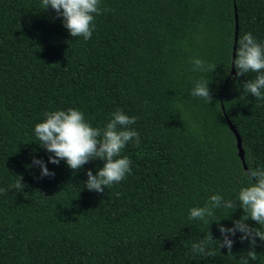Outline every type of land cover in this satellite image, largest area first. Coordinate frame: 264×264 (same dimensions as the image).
Here are the masks:
<instances>
[{
    "label": "trees",
    "instance_id": "16d2710c",
    "mask_svg": "<svg viewBox=\"0 0 264 264\" xmlns=\"http://www.w3.org/2000/svg\"><path fill=\"white\" fill-rule=\"evenodd\" d=\"M41 2L0 0V189H9L0 192V264H237L250 248L239 232L232 256L194 255L191 245L209 230L221 239L215 222L231 228L243 211L218 209L205 224L189 210L247 186L228 120L247 168L264 167V100L243 91L255 74L232 75L241 35L264 43V0H101L114 11L96 18L88 41ZM193 58L215 71H192ZM200 79L212 104L190 94ZM68 108L99 128L117 108L138 117L140 147L123 153L131 174L103 193L85 187L103 161L78 172L53 165L35 137L46 112ZM34 158L54 177L29 167ZM18 176L24 191L10 189ZM255 250L249 264H264L259 239Z\"/></svg>",
    "mask_w": 264,
    "mask_h": 264
},
{
    "label": "clouds",
    "instance_id": "9594fccd",
    "mask_svg": "<svg viewBox=\"0 0 264 264\" xmlns=\"http://www.w3.org/2000/svg\"><path fill=\"white\" fill-rule=\"evenodd\" d=\"M41 7L45 11L54 10L57 18L63 19V26L70 36L81 37L84 41L91 39L96 18L104 12L114 11L102 8L101 0H42ZM191 63L194 72L216 69L200 58H193ZM233 64L238 77L255 74L254 78L243 84L245 95L250 94L257 100H264V43L258 42L251 33L241 35ZM190 94L208 104L213 103L209 83L204 79L194 83ZM176 106L183 110L181 99H177ZM137 120L138 117L126 115L122 109L117 108L103 128L93 127L85 119L84 112L68 108L46 112L43 122L35 125L34 133L39 145L50 153L48 163L58 166L61 161H65L68 168L78 172L92 161H103V167L98 168L95 175L91 170L87 171L88 179L85 184L88 191L103 193L105 188L121 183L131 174L132 160L123 153L130 142H134L135 147H140V133L132 127ZM34 166L41 169V178L55 175L43 160L34 158L29 167ZM243 175L247 178V186L240 188L235 199H225L217 193L211 195L203 206L189 210L190 220H199L205 224L216 216L218 209L228 210L231 215L237 210L244 213L240 219L233 220L234 226L231 228L220 225L219 220L216 221L221 239H214L209 230L201 240L191 245L192 254L215 257L217 248L219 251L227 248L228 255L232 256L235 240L230 237H236L239 232L240 242L248 241L250 248L239 255L237 264L257 261V239L264 243V167H249ZM22 181L23 177L18 176L10 189L24 191L26 185ZM8 190L0 189V192ZM249 220L259 227L250 226Z\"/></svg>",
    "mask_w": 264,
    "mask_h": 264
},
{
    "label": "water",
    "instance_id": "95a60500",
    "mask_svg": "<svg viewBox=\"0 0 264 264\" xmlns=\"http://www.w3.org/2000/svg\"><path fill=\"white\" fill-rule=\"evenodd\" d=\"M237 18V16H236ZM238 40V26H237V29H236V42ZM236 49V47H235ZM235 58V52L233 54V59ZM232 75H236V71H235V65L233 64L232 65ZM224 110V108H223ZM226 116V114H225ZM227 118V116H226ZM228 119V118H227ZM228 124H229V127L231 129V131L235 134V137H236V140H237V148H238V155L243 163V166L245 168V170H248L247 168V165H246V161H245V152H244V149H243V146H242V140H241V137L240 135L237 133L235 127L233 126V124L228 120Z\"/></svg>",
    "mask_w": 264,
    "mask_h": 264
}]
</instances>
